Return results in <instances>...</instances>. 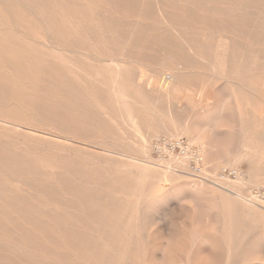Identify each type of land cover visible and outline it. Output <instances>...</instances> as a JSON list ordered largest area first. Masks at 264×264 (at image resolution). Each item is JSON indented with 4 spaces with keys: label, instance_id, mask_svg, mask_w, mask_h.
<instances>
[{
    "label": "rangeland",
    "instance_id": "374dc122",
    "mask_svg": "<svg viewBox=\"0 0 264 264\" xmlns=\"http://www.w3.org/2000/svg\"><path fill=\"white\" fill-rule=\"evenodd\" d=\"M8 1L11 5L14 2L15 5L18 4L16 0ZM152 2L153 5L147 8L146 13H140L132 20V27L123 23L120 27L121 31L116 34L108 32L107 28L117 25L120 15L110 13L109 7L104 5H97L90 11L92 19L89 18L82 23L87 29V34L80 35V38L78 37L80 40L74 39L73 42L87 46L82 53L84 70L80 76L85 106L83 108L85 111L81 115L83 125L80 130L70 129L64 135L72 140L70 145L72 147L74 145L71 157H68L70 164L81 157L76 165L78 169H81L79 163L83 162L92 174L106 170L112 172L114 182L100 188L99 202L112 203L117 207L123 206L125 202L133 205L130 214L122 213L117 217L133 218L134 223L131 226L134 230H129L124 235L132 242V250L135 253L131 258L126 256L116 258L114 243L118 240L116 235L119 236V234L112 235L107 231L109 222L98 221L92 217L86 219L81 210L87 205L86 202L72 203L70 200L75 197L71 194L58 193L57 199L48 208L53 210L55 216L58 215L57 218L65 220L68 214L73 213L77 220L74 222L75 225L83 226L73 231L83 235L82 241L85 237L86 244L81 243V245L90 251V255L81 259L79 256V252L83 250L81 245L75 247L72 252L58 250L56 252L59 257H56V263L60 264L66 260L68 264H95L96 262L105 264H246L244 258L247 252L252 250L256 253L251 256L247 264H264V247L262 248L264 214L247 213L246 210L247 203H256L264 213V175L251 186L243 184V181L250 176L252 164L245 160L234 161L238 155L255 153L259 146L251 134L258 121L254 111L260 107L258 101L260 86L256 83L258 72L248 71L250 62L249 60L245 62V59L250 49L243 46V43L246 37L244 31L251 26L264 27V4L257 5V2L250 0H200L203 12L197 8L199 16H194V19L184 23L189 28H197L198 32L200 31L198 28L202 26L200 23L204 24V27L214 22L230 28V35H234V40L229 42L232 52L227 58V69H224L226 79L219 81L214 77L216 72L210 67L213 60L212 51L209 47L200 44V35L187 40V43L182 44L181 47L174 48V50H180V53L183 52L184 58L169 59V55L166 56L161 43L151 36L159 26L162 9L158 3L155 4L154 0ZM192 7H194L192 3L173 1L170 10L171 13H178ZM206 12H209L211 16L206 15ZM147 31L151 32V35ZM146 32L148 34H144ZM223 32L219 30L212 33L216 35ZM165 60L173 63L174 68L178 67L177 71L179 67L186 68L184 73L191 76V81L195 80L194 85L190 86L192 94L189 95L190 92L184 91V95H181L183 99L179 103H166L163 96H150L145 91L146 82H152V87L165 86L169 83L165 82V76L173 75V73L163 69ZM252 60L254 59L250 61ZM137 66L138 70H136ZM69 71L72 76L74 72L76 75V70L69 69ZM244 74L248 75L246 83L251 86L250 88L243 86L239 91L233 87L232 83L234 79L235 81L242 79ZM201 79L210 84L211 101L207 103H209L208 110L211 111V117L208 119L203 116L207 111L203 109L206 103H201L204 96L201 86L198 87ZM121 83L126 86L133 84L135 90L131 92L134 95L131 92L123 94L124 87L121 89L123 86L120 85ZM135 86L143 89L145 93L136 89ZM245 89L249 93L250 90L254 91L247 97L251 100L249 105L244 101ZM186 96H190L191 99ZM5 110L10 109L5 108ZM20 116L30 120L29 115L24 113L13 114V119L10 117L8 121L24 125L17 121ZM136 116H140L138 123L135 122ZM2 120L5 119L2 118ZM165 120L174 124L177 122L176 125L191 130L190 134H184L181 138L165 134ZM32 129L37 128L32 126ZM175 130L176 128L172 129V131ZM19 137L22 138L21 135L12 134V139ZM173 144L180 145L173 147ZM22 147L19 146L16 151L19 152ZM261 157L264 160V155ZM229 160L235 163L225 164ZM125 162L130 163L127 168L121 166ZM71 166L75 165L71 164ZM200 169L201 173H199ZM155 176L157 178L154 182ZM74 179L70 184L73 191L81 198L84 196L89 198L97 187H95V179H90L89 182L83 181L84 183L77 178ZM100 181H103V178ZM17 184L8 186V189L11 187L14 190L20 189V184ZM135 185L137 187L133 188ZM150 188L155 192L149 197L130 198L124 195L147 191L146 189ZM33 190V188H25L24 194H34L36 190ZM4 194H0V198ZM0 202H2L1 199ZM67 202L70 206L66 205ZM11 217L18 218L17 215ZM231 218H235L234 221L230 222ZM65 230L68 231L67 228ZM6 231L8 230L1 233L12 238L13 235L7 234ZM8 232L15 233L11 229ZM63 234L68 233L63 231ZM192 237L195 240H191ZM206 237L211 240L208 244L203 241ZM230 238H233L231 243ZM93 249L95 252H92ZM197 249L206 250L205 256H198L195 259ZM75 251L76 256L70 257L71 260L62 258ZM20 259L19 251L4 244L0 245V264H36ZM40 263L48 264L45 261L38 262Z\"/></svg>",
    "mask_w": 264,
    "mask_h": 264
},
{
    "label": "bare ground",
    "instance_id": "6f19581e",
    "mask_svg": "<svg viewBox=\"0 0 264 264\" xmlns=\"http://www.w3.org/2000/svg\"><path fill=\"white\" fill-rule=\"evenodd\" d=\"M16 1L18 4L15 5L14 2V5H11L8 4L10 3L8 0H0V194L5 193L0 198L2 201L0 202V209H2L0 210V214H2L0 216V245L4 244L19 251L20 258L24 259H20L21 261L28 263L34 262L36 264L45 261L48 264H58L56 263V257L58 258L59 256H57L56 251L66 252L67 250H71L72 252L75 247H80L81 243L82 245L86 244L85 237H83L82 241L83 235H79L80 232L77 234L73 231L83 227L81 224V226L75 225L74 222H77V220L73 213L68 214V218L65 220L64 218H57L56 216L58 215L55 216L52 212L53 210L48 208V206H52L55 202L58 193H67L75 197V199L70 200L65 196L72 203H81L82 201L87 203L81 209L86 219L92 217L98 219V221H108L109 226L107 231L111 232L112 235L119 234V236L116 235L118 240L114 243V256L116 258L118 256L131 258L135 252L132 250V242L125 237L126 235L124 233L129 230H134L133 226H131L134 220L132 217L129 219H121L117 216L122 215V213L130 214L133 205L125 202L123 206L120 205V207H117L112 203L99 202L98 196L100 194V188L107 187L110 183L114 182L112 172L106 170L92 174L83 162L79 163L81 169H78L76 165H78L77 162L81 160V157H78L75 162L71 163L75 166H71L68 157H71L74 145L72 147L70 145L72 140L64 137V135L70 129L80 130L83 125L81 115L85 111L83 109L85 106L83 104L84 97L80 86V76L84 70L82 53L87 46L86 44H76L73 40L78 39V37L80 38V35L85 36L87 34V29L82 23L90 18V11L97 5H104L107 8L109 7L110 13L120 15L118 16L119 18L117 17L119 19L117 21L118 24H114L115 26L111 25L107 28L108 32L116 34L121 31L122 28L120 27L123 26V23L128 27H132V20L140 13H146L147 8L151 7L153 2L152 0ZM173 1H185L190 4L192 3L194 7L192 9H183V11L178 13H171L170 9L172 8H170V5ZM250 1L257 2V5L259 4L261 6L264 4V0ZM154 2L155 4L158 3L160 8H162L161 10L159 9L161 19L159 26L153 31L152 35L150 34L151 32H147L161 43V47L166 56L169 55V59L184 58L183 52L180 53V50L177 51L174 48L181 47L182 44L187 43V40L194 38L196 35H200V44L209 47V50L212 51L213 60H211L210 67L216 72V75H214L215 79L219 81L226 79L224 69H227V58L232 52V49L229 48V42L234 40V35H230V28L214 22L208 24V27H204L205 25L200 23L202 26L198 28L200 30L198 32L197 28L192 29L187 24H184L192 18L194 19V16H199L197 8L200 12H203V7L200 6V0H154ZM206 15L211 16L209 12H206ZM204 30L206 35L203 34ZM219 30H223L224 32L216 35L212 33L213 31ZM206 31H209V33H206ZM147 32L144 34H148ZM244 33L246 37L243 46L245 45V47L247 46L250 49L245 62L248 60L250 62L248 71L256 70L258 72L256 83L260 86L258 92L260 107L254 111L258 121H256V126L254 125L255 127L251 132L252 137L259 143V146L256 148L255 153L238 155L234 161L245 160L251 162L250 176L247 180L243 181V184L251 186L257 183V180L264 175V160L261 159V156L264 155V27L260 25L251 26ZM193 42L195 41L193 40ZM199 42L197 41V43ZM251 59L254 60L250 61ZM172 64L171 62H167V60L163 64V69H168L169 73H173V75L165 76V82L168 81L169 83L165 86L154 85L152 87V82H146L145 91L150 96H163L166 103H179L183 99V92L187 91L189 93L191 91L190 86L194 85L195 80L193 81L192 79L191 81V76L184 73L186 68L180 69L179 67L177 71L178 67H175V69ZM138 68L137 66L136 70ZM69 69H72V71L76 70V75L74 72L72 76ZM247 76L244 74L242 79L237 78L240 81L237 79L235 81L234 79L232 83L233 87L239 91L243 86L250 88L251 85L248 86L246 83ZM197 79L199 80V78ZM198 84V87L201 86V91L204 93L201 103H206L203 109L207 112L203 116L208 119L211 117V111L210 109L208 110L209 103H207L210 100V84L207 81L203 82L202 79L201 83L198 82ZM120 85H123L122 87L120 86L121 89L124 87L123 94H129L132 90H135L133 84L126 86L124 83H121ZM136 89L138 88L136 87ZM245 90L244 101L249 105L251 100L247 97L254 91L250 90L249 93L248 90ZM141 91L144 92L143 89ZM191 94L190 92L189 95ZM132 95L134 94L132 93ZM187 98L191 99L190 96ZM185 101L187 102L186 99ZM196 104L198 105V103ZM179 107L181 106L179 105ZM5 108L10 110L6 111ZM175 110L177 111V109ZM24 113L29 115L30 120H25L26 118L20 116L17 121L25 126L8 121L11 118L13 119V114ZM2 118L5 120H2ZM135 118V122L138 123L140 116H136ZM176 123H170L165 120V134L174 138H181L184 134H190L191 130L183 129V127L176 125ZM32 126L37 129H32ZM174 128L176 130L172 131ZM14 133L21 135L22 138H16L17 140L15 138L12 139V134ZM14 139L15 142L13 141ZM78 143L81 144L82 142ZM19 146L23 147L17 152L16 150L19 149ZM176 146L173 144V147ZM194 155H198V153H194ZM74 156L76 157L77 155ZM234 161L229 160L225 164H233L235 163ZM129 165L130 163L128 162L121 164V166H125L126 168ZM201 172L202 170L200 169L199 173ZM99 177L103 178V181H100L101 178L97 179ZM74 178L82 182L95 179V187H97L92 191L89 198H85L87 196L81 198L80 195L78 196L73 191L74 189L70 182ZM156 178L155 176L154 182ZM17 183L20 184V189L14 190L12 187L8 189V186H13V184L16 185ZM136 187L135 185L133 188ZM25 188H33L36 192L26 195L24 194ZM232 188L236 189L237 187L232 186ZM146 190L124 195L130 198H141L143 196L149 197L155 192L152 188ZM233 193L235 194V192ZM255 204L247 203L246 210L248 212H246L264 214L260 210L261 207ZM66 205L70 206L68 202ZM10 215H17L18 218H13ZM234 219L231 218L229 221L232 222ZM120 223L122 224L119 227ZM99 224L98 227L100 228ZM9 229L15 231V233L8 232ZM4 230H8L6 233L13 235V237L11 238L1 233ZM63 231L68 234H63ZM231 240L233 238H230V243L232 242ZM203 241L206 244L211 242L208 237L204 238ZM82 245L81 247L84 251L81 250L79 256L81 259H85L88 257V254L90 255V251ZM92 252H95L94 249ZM255 253L249 250L244 258V263L250 262L251 256ZM205 254L206 250L197 249L195 250V259L198 256H205ZM73 256H76V251L62 258L71 260L72 258L70 257ZM68 263V261L63 260L60 264ZM95 264L105 263L96 262Z\"/></svg>",
    "mask_w": 264,
    "mask_h": 264
}]
</instances>
